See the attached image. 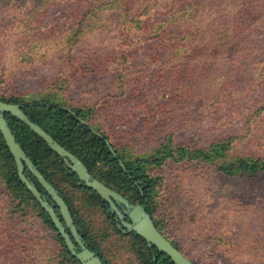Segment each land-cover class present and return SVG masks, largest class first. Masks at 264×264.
Masks as SVG:
<instances>
[{
    "label": "rangeland",
    "instance_id": "obj_1",
    "mask_svg": "<svg viewBox=\"0 0 264 264\" xmlns=\"http://www.w3.org/2000/svg\"><path fill=\"white\" fill-rule=\"evenodd\" d=\"M0 97L81 108L128 168L149 161L155 220L196 264H264V0H0ZM44 165L108 264H152ZM28 198L0 181V264H79Z\"/></svg>",
    "mask_w": 264,
    "mask_h": 264
},
{
    "label": "trees",
    "instance_id": "obj_2",
    "mask_svg": "<svg viewBox=\"0 0 264 264\" xmlns=\"http://www.w3.org/2000/svg\"><path fill=\"white\" fill-rule=\"evenodd\" d=\"M0 100H3L8 103H16L5 100L1 97ZM17 104H20L22 106L23 110L26 112V114L30 117V119L33 122L41 125L61 145L72 151L78 158H80L84 162V164L88 167V169L91 172H93L98 179H100L109 187L121 193L133 204H137L141 202L146 207L147 212L150 213L158 229L161 231V229L157 224V221L155 220V209L151 203V198L155 192L156 184L153 182L152 179L144 175V163L149 161H144L143 159H137L136 162L132 164L133 168H128V164L120 157L117 151L116 154H113L111 148L109 147V140L106 139L104 134L97 133L88 123H85L83 121L84 119L82 118V116H85V112L81 108H71L63 104H58L56 102H47V101L37 102V103H17ZM6 118L10 122L11 128L18 142L24 148L27 155L39 168V170L46 177V179L56 187V189L65 199L75 219L80 234L83 236L86 243L89 244L90 248L94 250L96 254H98L102 258L104 264H108V262L105 259V255L97 247V243L95 244L93 242V238L91 237L90 233L86 231L85 226L82 224V221H80L78 217L77 211L75 210L74 206L68 199L63 188L59 186L51 178V175H49L48 171H46L44 165L46 159H49L52 163H54L56 168L59 167L64 172L72 187L80 189L83 192L89 193L93 197V199L97 198L101 207H103V211L106 213L109 222L114 226V228L117 230L119 234L127 235L133 233L134 235H136L138 239L142 240L145 243L146 249L147 250L149 249L148 247L149 244L146 242L144 238L139 236L136 232H128L126 227H124L123 225L120 227L117 224L116 222L117 215L115 212L112 211L110 204L107 201L103 200L101 196L93 189L86 187L83 183H80L78 176L73 171L68 170L66 168L63 158L60 157L54 151H52L50 147L47 145V143L41 137H39L28 126H26L21 121L17 120L12 115L6 114ZM179 150H180V154L184 157L183 147L178 149L177 152ZM165 153H166L165 155H171L173 157L172 149L166 150ZM200 153H204V151H199V154ZM194 154H197V151ZM187 156L189 160H192L194 155L192 154V156L190 157L189 155ZM163 159L164 158L158 159L155 164H161ZM177 161H179L178 158ZM98 162L99 163L110 162L109 166H111L113 170L118 171V175L120 173L122 177L116 179V172L114 171L113 173L114 175H113L109 173V170L105 171L104 173H102V176H100V171H98V169L95 168V165ZM121 163H124L125 167H123ZM25 173L30 179H32L36 183L38 188L43 193L44 197L47 198L51 204H53V201L51 200L48 193L40 186L37 179L31 174L29 169H26ZM0 181L3 183V185L6 186V188L8 187V189H10V191L15 196L16 200L17 199L20 200L21 204L23 203V200L25 198L29 197L28 199L33 200L32 205L34 207L35 206L38 207V209L40 210V214L42 213L46 221L49 222L46 223L50 226V228H52L57 232L60 240L65 245L67 252L66 256H69L71 259L76 260L77 262H79V264H83L81 263V261H79L76 257H74L71 254L70 250L65 244L64 238L56 229L49 214L40 205V203L34 197L32 192L28 189V187L21 181L18 175L15 159L12 153L10 152L9 147L7 146V143L1 131H0ZM113 182L116 185H118L119 183L121 184L124 183L126 186L129 187L131 186L137 191V193L140 194L139 199L131 200V198L127 197L118 187H116L113 184ZM159 184L161 185V183ZM154 248L157 249L156 247ZM178 249L180 250V248ZM163 256L166 257L167 259H170V257H168L164 253ZM185 256L187 257V255ZM148 257L151 259V263L155 264L153 262L154 255L148 252ZM192 262L195 263L194 261Z\"/></svg>",
    "mask_w": 264,
    "mask_h": 264
},
{
    "label": "water",
    "instance_id": "obj_3",
    "mask_svg": "<svg viewBox=\"0 0 264 264\" xmlns=\"http://www.w3.org/2000/svg\"><path fill=\"white\" fill-rule=\"evenodd\" d=\"M6 114L12 115L28 126L47 143L52 151L62 157L68 168L78 176L81 183L93 189L103 200L110 204L112 211L117 215V221H120L128 232H136L150 246L156 247L160 252L170 257L175 264H194L158 229L150 213L147 212L146 207L141 202L133 204L121 193L95 178L80 158L61 145L41 125L33 122L20 104L0 100V131L15 159L18 175L49 214L56 229L64 238L65 244L71 254L81 261V263L104 264L102 258L86 244L81 236L65 199L56 187L46 179L18 142L10 122L6 118ZM109 147L113 154H116L110 142ZM121 165L125 167L124 163H121ZM26 169H29L40 186L48 193L53 204L44 197L36 183L26 175ZM126 218L130 219V221H127Z\"/></svg>",
    "mask_w": 264,
    "mask_h": 264
},
{
    "label": "flooded vegetation",
    "instance_id": "obj_4",
    "mask_svg": "<svg viewBox=\"0 0 264 264\" xmlns=\"http://www.w3.org/2000/svg\"><path fill=\"white\" fill-rule=\"evenodd\" d=\"M64 164L66 165V168L68 169V170H70L69 168H68V166H67V164H66V162L64 161ZM90 171V170H89ZM90 173L95 177V178H97L96 176H95V174L93 173V172H91L90 171ZM98 179V178H97ZM100 180V179H99ZM80 182V181H79ZM81 183V182H80ZM122 209H123V207H122ZM57 211H59V210H57ZM75 220V219H74ZM126 220L127 221H130V219H128V218H126ZM116 222H117V224L121 227L122 226V224H121V222L120 221H117V217H116ZM76 223V222H75ZM80 232V231H79ZM82 236V235H81ZM83 237V236H82ZM84 239V238H83ZM85 240V239H84ZM86 242V241H85ZM86 244H88V243H86ZM89 245V244H88ZM90 247V246H89ZM148 247H149V249L147 250L148 252H150V253H152L153 255H154V257H153V262L155 263V264H175L174 262H173V260L170 258V259H167L166 257H164L163 256V253L162 252H159V250L158 249H155L153 246H150V245H148ZM98 255V254H97ZM159 256V257H158ZM195 264V263H194Z\"/></svg>",
    "mask_w": 264,
    "mask_h": 264
}]
</instances>
